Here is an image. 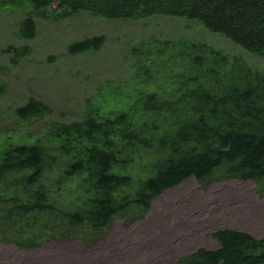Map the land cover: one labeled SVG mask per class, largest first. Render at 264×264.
I'll return each instance as SVG.
<instances>
[{
	"label": "trees",
	"instance_id": "1",
	"mask_svg": "<svg viewBox=\"0 0 264 264\" xmlns=\"http://www.w3.org/2000/svg\"><path fill=\"white\" fill-rule=\"evenodd\" d=\"M11 9L24 12V40L35 37L36 20L79 12L128 21L161 15L200 23L264 59V0H0V16ZM104 42L94 34L66 53L97 52ZM8 50L13 64L32 52ZM131 53V70L100 82L82 100L79 119L45 120L44 142L22 130L0 132V241L30 249L46 236L81 235L76 223L102 231L128 210L140 217L154 197L190 177L203 187L264 179V67L186 35L143 40ZM47 110L29 96L14 115L31 124ZM212 235L217 249L199 248L179 264H264V237L234 229Z\"/></svg>",
	"mask_w": 264,
	"mask_h": 264
},
{
	"label": "rangeland",
	"instance_id": "2",
	"mask_svg": "<svg viewBox=\"0 0 264 264\" xmlns=\"http://www.w3.org/2000/svg\"><path fill=\"white\" fill-rule=\"evenodd\" d=\"M24 18L20 9L7 10L0 16V85H4L0 132L26 131L41 143L45 120L79 119L82 100L100 82L128 73L132 47L143 40L162 35L202 37L240 54L252 67H264L263 58L246 53L218 34L209 35L201 25L185 19L156 16L138 21L104 20L79 12L55 22L36 20L35 37L24 40L18 36ZM94 34L105 37L99 51L76 56L66 53L68 44ZM10 45H28L32 52L13 64ZM28 95L45 102L49 110L34 123L19 124L14 110L26 102ZM71 187L68 185V190ZM125 214L115 217L102 231L73 224L81 235L46 236L30 249L0 241V264H179L180 257L199 248L217 249L219 242L212 235L216 230L234 229L261 238L264 179L258 183L236 178L212 180L203 187L190 177L153 198L140 217L130 219L137 215L130 210ZM92 231L100 235L86 241Z\"/></svg>",
	"mask_w": 264,
	"mask_h": 264
},
{
	"label": "bare ground",
	"instance_id": "3",
	"mask_svg": "<svg viewBox=\"0 0 264 264\" xmlns=\"http://www.w3.org/2000/svg\"><path fill=\"white\" fill-rule=\"evenodd\" d=\"M55 5V4H54ZM160 17H161V15H160ZM146 19V18H145ZM176 19V18H175ZM178 19V18H177ZM140 20V19H139ZM182 20V19H181ZM184 20V19H183ZM134 21V20H133ZM178 21V20H177ZM187 22V21H186ZM192 22V21H191ZM197 22V21H196ZM200 24V23H199ZM235 29V28H234ZM202 31V30H201ZM200 31V32H201ZM205 31H207V30H205ZM199 32V31H198ZM209 35H210V33H209ZM201 36V35H200ZM198 38V37H197ZM197 40V39H196ZM207 43H208V41H207ZM212 43V42H211ZM209 44H210V42H209ZM213 44V43H212ZM29 96V95H28ZM24 102H25V100H24ZM23 104V103H22ZM25 104V103H24ZM21 106V105H20ZM17 107V106H16ZM19 107V106H18ZM15 109V108H14ZM45 115V114H44ZM15 117V116H14ZM17 121V120H16ZM34 123V122H33ZM22 124H24V123H22ZM28 126V125H27ZM30 126H32V125H30ZM26 127V126H25ZM31 128H33V127H31ZM29 129V128H28ZM27 129V130H28ZM29 131V130H28ZM226 229V228H225Z\"/></svg>",
	"mask_w": 264,
	"mask_h": 264
},
{
	"label": "clouds",
	"instance_id": "4",
	"mask_svg": "<svg viewBox=\"0 0 264 264\" xmlns=\"http://www.w3.org/2000/svg\"><path fill=\"white\" fill-rule=\"evenodd\" d=\"M188 179H189V178H188ZM186 180H187V179H186ZM182 182H183V181H182ZM182 182H181V183H182ZM178 185H179V184H178ZM173 188H174V187H173ZM170 189H172V188H170ZM166 190H168V189H166ZM164 191H165V190H164ZM164 191H162V193H163ZM156 197H157V196H156ZM154 198H155V197H154Z\"/></svg>",
	"mask_w": 264,
	"mask_h": 264
}]
</instances>
